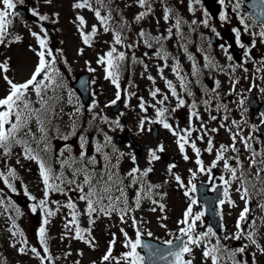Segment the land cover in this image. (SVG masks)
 Instances as JSON below:
<instances>
[{
  "label": "snow or ice",
  "instance_id": "snow-or-ice-1",
  "mask_svg": "<svg viewBox=\"0 0 264 264\" xmlns=\"http://www.w3.org/2000/svg\"><path fill=\"white\" fill-rule=\"evenodd\" d=\"M2 2L3 8L0 10V45L12 42H18L21 37L16 36L11 38V33L9 31L12 25V19L10 17L16 15L14 10L16 9V3L14 0H0ZM23 2V0H19ZM45 3H51V0H44ZM231 3V0H228ZM138 7L146 9V11L140 12L135 16L137 22L143 20L151 10L150 0H135ZM201 0H191L189 5V10L194 11L193 5L200 4ZM221 5L226 3V0H219ZM260 6V11L257 16L261 18L260 20V30L258 32H252L253 42L250 46L245 45L241 42V30L239 28L233 29L236 42L239 47L244 51L245 57L249 60L251 57V48L255 47V38L259 37L261 43H264V0H258ZM232 11L238 12L241 8V0H235V3L231 5ZM74 9H87L93 13L96 24H93L90 30L88 29V22L83 15L77 14L74 23L77 25V31L80 34L82 43L88 47L92 46V42L95 36L102 29L104 33L112 32L113 38L111 41H106L109 44V49L104 54L99 55L97 58V64L104 68L106 80H109L116 89L115 99L110 101L109 105H116L117 102L121 100V73L124 68V62L127 59L126 53L124 51H119L117 46L121 48H126L131 50L139 43H143L146 47L152 48L154 45H158L155 57L164 62L163 67L157 66V72L162 80H164L165 86L168 90L167 93L161 91L160 88L149 89V96L154 103H148L143 97L139 98L138 107L142 113H145L141 117L139 122L140 131L144 130L145 122L151 124L161 125L164 129L168 130L174 137H176V144L179 152L185 161L189 160V156L186 153V145L192 149L195 153V164L196 170L189 169L191 180L185 184L184 180L177 173L173 172V169L177 165L169 164L167 166V173L171 175L176 183L184 188V196L188 199V205L185 208L182 218L177 221L179 225L178 231L179 235L176 237L177 243H173L172 240H166L164 243L168 246L167 255L163 254V251L159 248H154L150 244H145L142 237L145 235L141 228L138 226L140 223L137 218L132 214L139 210L143 200H150L155 206L150 210L155 212L157 208L161 212L165 210V205L160 203L156 198H154V191L160 187L159 184L153 185L147 182L146 178L150 173L153 172V162L161 159L158 153L164 152L163 145H158L156 149H149L148 154V167L146 169H140L136 165L135 154L131 155V162L134 165L125 176L119 174V165L121 158L125 153L121 152L112 143V137L104 134V142H96L94 144V152L102 156L103 164L99 171L96 170V165L100 163L96 159L95 155L89 156L85 145L87 144L86 138L81 135L79 137L80 141V155L79 157H73L71 155V147L65 146V150L61 151L57 155V162L60 165V171L57 172L51 163V147H50V137H49V124L51 118L55 115L54 105L58 101V90L64 89L66 87L63 78L56 67L57 56L53 53V50L48 45V32L42 25L40 32H31L30 34L34 37L37 42L38 50L35 51L38 57V62L31 73L30 77L26 79L23 83H15L7 75L9 71V65L7 62H0V73H3V79L9 85L8 94L3 98H0V154L4 157H10L13 154V148L15 146H20L22 149V155L25 160L34 161L39 170V175L41 177V182L44 186V199L38 201V203H33L31 206V211L35 213L37 208H40L45 216L42 219V226L38 229V240L39 244L43 249V255L36 247L29 248L28 241L24 238V234L20 231L15 223V220L9 216L8 218L12 220V227L9 229L13 237L19 236L21 239L14 242L12 247H16L17 243L21 245L18 251L21 254H25L27 251L33 253L41 262V264H53V257L50 254V250L47 243V233L46 225L49 223V218L53 217L60 211L61 208H66L68 210V216L66 217V222L64 224L65 236L71 233V238L76 240H81L89 247H95V241L92 237L91 226L95 224L96 218L100 215L111 217L113 213L119 216L122 223H127L126 217L131 220L132 227L135 231V238L129 236V234L121 228L120 231L124 237L123 247L126 249L125 252L121 253L119 256L113 255V249L116 244V237L113 234V238L109 241L108 249L101 258L102 264H146V258L141 254L139 249H148L150 256H160L164 260H168L171 257L170 264H193L192 259H186V256H191L194 248H201V253L203 260L205 262L210 261L211 264H247V260L244 259V254L249 247L248 244L236 248H228V246L222 241L224 240H236L240 241L246 239L250 241L251 245H254L261 254H264V247H261L257 241V228L256 221L249 219V213L251 211L250 205L252 200L257 196L264 197V147H256L253 144L259 145L261 143V137L253 136L249 134L244 136L241 130L240 122L233 120L231 123L236 129L233 131L232 128H227L230 134V139L232 141L229 145L221 144L219 148H216L215 158L209 166H205L204 161L201 157V149L197 147L196 140L204 141L205 137L207 139V147L205 151L209 154L213 153L215 145L213 144V139L209 135V132H218V129L213 128L211 130L207 129L205 123L200 117L199 110L197 108V103L195 100L189 105V123L188 127L179 129L178 125L176 127L169 123L170 112L168 104L170 103V96L175 99L176 107L172 108L171 111L175 112L179 108L186 105V101L178 93L176 85L172 80L167 79L164 76V68L168 67L169 54L164 49L163 42L170 39L173 35V29L177 33H180L182 23H186L181 18L176 17L175 22L166 30V35L161 34L160 36L153 37L146 33L144 30H140L138 36L140 39L136 44H127L124 37V29L126 26V21H121L114 25L113 13L109 6L108 0H76L73 5ZM102 12L104 14H102ZM31 15L36 17L39 21H48L49 17L47 15H41L35 9L31 11ZM58 16V14H57ZM175 16L174 13L167 7H165L163 19L168 22L171 17ZM207 16V13H205ZM247 19L251 17H240V24L243 25L244 32L249 31V24L246 23ZM221 21L227 20V15L220 16ZM205 27H208V19L200 21ZM192 24H197V21H192ZM191 27V26H190ZM216 33L215 28L212 29ZM181 39H183V33H180ZM219 36V33H216ZM183 50L187 53L186 44H182ZM223 47V46H222ZM203 51V49H201ZM225 55L229 61H233V57L228 54V48L224 47ZM62 53V50H61ZM79 54H83V49L79 50ZM147 55V54H146ZM135 61V56L132 57ZM188 59L192 61L191 75L197 78L199 82L200 69L195 63V59L191 54H188ZM205 67L206 68H216L223 71V68L216 64L214 60L208 55L204 56ZM143 63V61H139ZM246 62V61H245ZM66 63V61H65ZM259 66L256 67V72L260 73L264 71V60L259 62L253 61ZM244 62L239 64L232 63L228 67L230 69V74L234 73L236 68H242L244 72H248L249 69L244 67ZM147 65H144L147 71ZM89 71H95V69L89 68ZM171 71L175 75L176 79L179 81L180 89L183 90L187 96H193V92L189 89L188 84L190 83L186 79V75H182V69L179 60H175L171 66ZM231 78V76H230ZM264 78V77H262ZM149 81L155 85L156 80L153 76L149 75L147 77ZM85 84L87 82H84ZM215 87L211 90L212 93L216 92L219 88L220 82L217 80L214 82ZM232 87L229 95L235 92L236 84L239 80H232ZM256 85L253 83L251 88H255ZM31 90V91H30ZM251 90V89H250ZM126 94V100L134 96L135 93H128L127 90H123ZM207 92V90H205ZM264 91V89H261ZM49 92L52 95H49ZM34 94L35 102L31 99ZM69 103L72 102V93L69 92ZM236 95H240L237 93ZM157 97H160L159 99ZM205 110L210 111V101L204 100ZM245 100L241 98L239 100L238 107L242 110L241 115L246 111L244 108ZM35 105H38L35 106ZM96 105L93 104L92 107ZM127 106V104L125 105ZM149 108L154 110V117L149 119L147 117V112ZM223 109L227 112V106L222 103H217L216 110L220 111ZM81 109L76 107L75 112L70 114L72 116L78 115ZM99 114L93 115L92 119H97ZM101 121L105 124H109L110 127L121 128L119 119L109 121L107 117L99 116ZM210 119L216 120V116H211ZM228 116L224 115L223 120L227 121ZM194 121H199L200 126L197 127ZM246 122V121H245ZM33 123L35 124V131H33ZM264 124V119L261 121ZM220 127H225L221 124ZM114 130V129H113ZM264 129L252 125L251 133L262 132ZM57 132L59 130L57 129ZM197 133L195 139H192L193 133ZM76 133V122L73 120L71 125L70 135H75ZM67 140L69 136L65 135L61 137ZM237 142L243 145V148L248 152V167L256 169L255 173L249 172L245 169L243 161L240 159L241 152L237 148ZM111 148V154H115V163L112 161V155L105 152V148ZM65 152L68 153L65 156ZM233 153L232 156H227V153ZM233 161L234 163H230ZM223 162V172L218 179L221 181L220 187L222 188V199L219 201V207L221 209L225 203L231 207H235V201L231 198V190L233 183L237 184L236 192L239 194L240 199L244 201V207L241 210L237 221H236V231L231 236L218 235L214 229L209 226L203 232L197 230L198 222L200 225L204 224V217L206 215L205 210L194 211V207L198 204L197 199H195L191 194L197 191V186L193 182L197 174H204L210 177V181L213 179V169L217 168L220 163ZM19 163V160H17ZM65 169L70 170L71 178L65 174ZM82 177V179H81ZM18 179L16 170L14 168L8 167L6 171H0V180L3 184L12 192H16V187L13 181ZM129 179L127 185L124 184V180ZM136 188V193L133 197L132 203H129L126 188ZM25 193L27 189L25 188ZM213 188V191H216ZM70 192H76L78 194L77 198L79 201L85 204V209L83 213L77 208V204L73 198L69 195ZM50 193H59L66 197L65 203L61 204L59 201H53L56 205L55 210L48 207V197ZM28 198L32 201H36L35 196L29 194ZM160 199H163V194H161ZM5 205V198L0 195V206ZM13 210L16 215L19 216L20 210L12 205ZM258 207L264 210V203H259ZM8 211V207H4V212ZM3 214V213H0ZM85 215L88 218V228H82L80 226V216ZM162 220H166L167 216H162ZM247 225V227H245ZM161 227H167L165 224H161ZM149 237L152 233L149 231L147 233ZM63 238V237H62ZM214 241V242H213ZM253 264H255V254L253 253ZM240 259H237V257Z\"/></svg>",
  "mask_w": 264,
  "mask_h": 264
},
{
  "label": "rangeland",
  "instance_id": "rangeland-1",
  "mask_svg": "<svg viewBox=\"0 0 264 264\" xmlns=\"http://www.w3.org/2000/svg\"><path fill=\"white\" fill-rule=\"evenodd\" d=\"M14 2L16 3V6L25 5L29 8L30 12L35 9L39 14L47 15L49 17V20L46 22H48L51 29H56L57 40L55 44L50 31H47L48 45L51 49L54 45L58 52L55 53L57 56L56 67L59 69L64 82L70 84V82L75 81L77 76L81 73H88L90 75L92 99L89 106V115L93 117V115L99 114V116L107 117L109 121L119 119L120 124L122 125V129L114 128V126L110 127L109 124L103 123L98 116L96 120L99 124V134L94 140L85 137L87 140L85 148L88 155H95L96 159L100 161V163L96 165L97 171L100 170L101 165L104 162L102 156L94 152V144L97 141L103 144L105 133L112 137L113 145H115V147L121 152L125 153L120 160L118 170L121 176H125V174L134 166L131 162L130 154H135L136 165L143 170L149 166L147 163L149 149H156L158 145H163L164 152L158 153V155L161 156V159L153 162L152 167L154 170L149 174L146 180L153 185H160V187L154 191V198L165 205V210L161 212L159 208H157L155 212L151 211L150 209L155 206L150 200L145 199L142 201L139 210L132 214L140 222L138 226L144 232V236L149 237L147 233L150 231L152 233L151 237L156 240H173L176 238L179 235V225L177 224V221L182 218L183 212L189 201L184 196L185 189H178L174 178L167 173V166L173 163L177 165V167L173 169V172L179 174L183 180L186 179V176L189 177L187 171L189 172V169L196 170L197 166L196 164H186V161L183 159L182 154L177 147L176 137L161 125H158L159 136L156 141L153 139L151 123L146 121L143 131H140L138 127L141 117L145 115V113H142L138 107L139 98L143 97L148 103H154L149 96V89L156 87L160 88L164 93L168 92L164 80L160 78L157 72V66L159 65L163 67L164 64L162 60L156 58L154 55L159 46L154 45L152 48H148L143 43H139L131 50L117 46L119 51H124L126 53L127 59L124 62V68L120 79L122 93L121 100L117 102L121 104L120 111L118 114H113L111 109L115 105H107H109L110 101L115 99L116 89L109 80L104 78V68L97 64L98 56L104 54L109 49V44L106 43V41L112 40V32L104 33L101 29L95 36L92 46L88 47L82 43L80 34L77 31V25L74 21L76 20L77 14L83 15L88 22V29H86V31L90 30L91 26L97 22L94 19L93 13L87 9L80 10L73 8L76 0H51V3L39 2L38 0H23L22 3L19 2V0H14ZM150 2L151 10L149 14L143 20L137 22L135 16L140 12L146 11V9L138 7L135 0L108 1L111 10L116 12L117 24L121 21H126L124 36L127 44H136L140 39L138 36L140 30H144L153 37L160 36L161 34L166 35V30L172 26V22L170 21L172 17L168 22H165L163 15L165 7L170 9V4L173 5L175 9L174 17H179L186 22L182 23L180 29V33H183V39H181L180 33H177L175 29H173L172 37L163 42L164 49L169 54L168 67L164 68V76L173 81L177 87L178 93L186 101L184 107L172 112L171 109L176 107V101L169 93L170 103L167 106L169 108L170 117L168 122L173 124L174 127L178 125L179 129H183L188 127L189 123L190 100L187 94L180 89L179 81L171 71V66L175 60H179L182 69L181 74L186 75L187 79L188 70H191L192 67V61L188 59V54H191L194 57L197 66H204V55L201 49H203L204 44L210 45L209 37L208 34L201 32L198 22L196 28L202 36H200V34L192 27V21H196V17H194L193 20H191V17L192 15L198 14V11L196 4L193 5L194 11L188 12L191 0H150ZM2 8L3 5L2 2H0V10H2ZM10 18L12 19V25L9 29L11 38L14 39V37L19 36L21 39L18 42H6L5 44L0 45V62L8 63L9 71L7 75L13 80V82L23 83L30 77L38 62V57L36 56L35 51H33V49L38 50V45L30 33L33 31L40 32L41 24H34L26 20H20L15 16ZM199 37L203 38V41H205L204 44L197 40ZM196 42L199 44H196ZM182 44H186L188 50L187 53H185L183 47H181ZM80 49H83L82 55L79 54ZM133 56L136 58L135 61L132 59ZM141 60L143 63L139 62ZM145 64L148 66L147 71L144 68ZM89 68L95 69V71H89ZM3 75V73H0V98L6 96L9 90V85L3 79ZM149 75L155 78V85L147 79ZM65 88L58 90L59 99L54 105L55 115L51 118V122L48 126V134L51 142L59 145V147H57V152L54 153V155L57 156L59 152L64 151L65 146L67 145L71 147V155L73 157H79L81 151L79 138L76 137V135H70L71 125L74 120L73 116L70 118V114L75 112L78 103L74 101L73 98L71 103L68 102L69 95L65 93ZM125 89L128 93H135V95L126 100V94L123 91ZM192 91L194 95L200 97L203 101L205 100V91L200 82H198V87L194 88ZM49 95H52V93L49 92ZM157 98L159 99L160 97ZM31 99L35 102L36 98L34 94L31 96ZM93 104L96 106L92 107ZM126 104L127 106H125ZM35 106L38 107V105ZM199 114L207 129H218V132H212V134L209 132V135L213 139V144L215 145L213 153L201 155L200 157L204 159V164L207 167L215 158L216 148H219L216 140H219V135L222 134V129L220 127L222 119L217 113L206 111L205 108H200ZM146 115L149 119L153 118L154 110L149 108ZM210 115L216 116L217 119H210ZM194 123L197 127L200 126L199 121H194ZM32 127L33 131H35L34 123ZM57 129L59 132H57ZM127 130L133 132L135 139L140 144L141 152L139 154L135 152L129 143L119 144L116 142V137L123 135ZM51 133H55L54 138H51ZM65 135L69 136L67 140L61 138ZM196 136L197 133L194 132L192 139H195ZM207 139L208 137H205L204 141L196 140V142L204 145V143H207ZM186 147L188 148L187 145ZM190 149L191 148H189L188 151ZM104 151L111 154L110 147L105 148ZM13 153L14 154L10 157H4L0 154V171H6L8 167H11L16 170L18 176V179L13 181L14 186L16 187V192L9 190L3 184V181L0 180V195L5 198V205L0 206V213H3L0 214V264H41L40 260L30 251L21 254L18 251V248L21 247L19 243H17L16 247H12V244L21 239V237H13L9 231L12 227L9 225V220H7L9 216L18 221L20 230L23 232L24 238L28 241L29 248L36 247L41 251L42 255L44 254L38 240V229L42 226V219L45 214L40 208H37L35 213L31 211L33 203H38L39 200L44 199V186L41 182L37 166H34L32 173L31 171H27L30 169L29 164L31 161L23 158L21 147L15 146L13 148ZM191 154L194 155V152L190 151L188 153V155ZM67 155L68 153L65 152V156ZM111 155L112 161L115 163L116 156L115 154ZM17 160H19V163H17ZM24 167L27 174L23 172ZM56 171L58 172L59 168H57ZM65 174L68 178H71L70 170L65 171ZM27 175L30 176L29 179ZM197 176H199V178L194 180L195 184L201 181L210 182V177L207 175L198 173ZM218 177L219 170L217 166V168L213 169V179L211 180L215 185L221 184ZM128 181L129 179H125L124 184L127 185ZM25 188L27 189V193H25ZM136 190L137 189L134 187L126 188L130 204L132 203ZM13 193L25 196L28 203L24 206L17 205L11 198ZM29 194L35 196L36 201L30 200L28 198ZM161 194H163V199H160ZM69 195L77 204V208L80 212L83 213L85 204L78 200V194L76 192H70ZM53 201H59L63 204L66 201V197L59 193H50L48 197V207L55 210L56 205L53 204ZM12 205L19 208L21 213L19 216L16 215ZM5 206L8 207L7 212H4ZM67 216L68 210L66 208H61L55 216L49 218V223L45 226L48 238L47 243L50 254L53 257V264H102L101 258L107 251L109 241L113 238V234H115L116 237V244L113 249L114 256H118L116 253L120 249H125L123 247L124 237L120 231L121 228H123L130 237L133 239L135 238V231L132 227L131 221L129 223L127 217V223H122L119 222L120 219H118L114 213L110 218L100 215L96 218L95 224L91 226L92 237L95 241V247L92 248L81 240L72 239L71 233L67 236L64 235V224ZM162 216H167V219L162 220ZM79 219L82 228L89 227L87 216L81 215ZM111 223H117V226L118 224H121L123 227H116ZM161 224H165L167 227H161ZM101 225L103 228H98ZM139 251L142 254L141 249H139ZM197 255L200 258L202 256L201 252H197Z\"/></svg>",
  "mask_w": 264,
  "mask_h": 264
},
{
  "label": "flooded vegetation",
  "instance_id": "flooded-vegetation-1",
  "mask_svg": "<svg viewBox=\"0 0 264 264\" xmlns=\"http://www.w3.org/2000/svg\"><path fill=\"white\" fill-rule=\"evenodd\" d=\"M245 1L246 0H241V8L238 12H234L232 11L231 5L235 3V0H231V3L226 0L224 5H221L219 0H201V3L197 4L198 14L192 15L191 20L196 17V21L198 22L201 32L208 34L210 37L211 35L213 36L217 45H206L204 47V56L208 55L216 62V64L223 68V71H221L216 68H206L203 66L204 85L202 87L204 91L205 88L207 90V92L205 91V99L207 98V100L210 101L211 111L217 113V115H219L222 119V124L225 125V127H221L222 134L219 135V146L221 144L229 145L232 143L227 128H232L233 131H235L236 129L231 122L236 120L240 122L241 130L244 136L252 134L254 137H261V143L259 145L255 144V140L253 141L254 146L259 148L264 147V131L251 133V126L256 125L264 129V124L261 123L262 119H264V91H261V89H264V78H262L264 77V71L257 73L256 67L259 65L257 63H253V61L259 62L264 60V43H261L259 37L255 38V47L251 48L252 59L249 60L244 55L245 50H242L236 42L233 29L239 28L241 30L240 40L248 46L251 45L254 39L251 33L258 32L260 30V24L255 22L252 17L244 10ZM205 13H207V16H205ZM225 14L227 15V20L221 21L220 16ZM241 16L251 17V19L246 20V23L249 24V31L247 33L244 32L243 25H241L239 22ZM205 18L208 19V27H205L202 23H200V21L204 20ZM193 26L196 28V24ZM213 28H215L216 33H219V36H217L216 33L212 31ZM224 47L228 48V54L233 57V61H229L227 59V56L224 52ZM241 62H244L243 66L248 68L249 71L244 72L242 68L238 67L234 73L230 74L228 65L232 63L239 64ZM237 79L239 80V83L236 84L235 92L229 95L232 87L231 82L232 80ZM217 80L220 82L219 88L216 89L215 93H212L211 90L215 87L214 82ZM253 83L256 85L255 88H251ZM237 93L240 95H236ZM241 98L245 100L244 108L246 111L243 113V116L241 115L242 110L238 107L239 100ZM218 102L227 106V112H224L223 109L220 111L216 110V105ZM224 115L228 116L227 121L223 120ZM236 146L240 149V159L243 161L245 169L249 172L255 173L256 169L248 167V152L244 150L241 143L237 142ZM226 155L232 156L234 154L229 152ZM230 163L234 162L230 161ZM220 165L222 174H224L223 162H221ZM236 187L237 184H235V189ZM231 198L232 200L236 198V201L234 200L236 206L231 207L227 203L223 205L221 217V237L231 236L236 231V221L244 207V201L240 199V196L236 190H234L232 193ZM259 203H264V197L257 195L251 202L249 219H254L256 221L258 233L256 239L261 247H264V210H261L258 207ZM245 227H247V225H245ZM222 243L226 244L228 248H236L244 244H248L249 247L244 254V259L247 260V264H253V253L255 254V264H264V254H261L254 245H251L250 241L246 239H242L240 241L229 239L222 241ZM194 250L198 252L201 251V248H196ZM237 259H240V257L238 256ZM205 264H211V262L207 261Z\"/></svg>",
  "mask_w": 264,
  "mask_h": 264
},
{
  "label": "water",
  "instance_id": "water-1",
  "mask_svg": "<svg viewBox=\"0 0 264 264\" xmlns=\"http://www.w3.org/2000/svg\"><path fill=\"white\" fill-rule=\"evenodd\" d=\"M247 3V10L255 17V19H257L258 21L261 20L260 17L257 16V13L260 11V6L258 4V0H247L246 1ZM24 17L28 18V19H32V20H35V18L31 17L26 9H23V8H18L17 9ZM89 75L87 74H82L78 77V80L76 83L73 84V87L78 91V93L80 94L83 102L85 105H88L89 103V100H90V92H89ZM84 82H87L86 84ZM119 107V105H118ZM117 107V108H118ZM127 136H130L129 134ZM124 139V138H123ZM122 140V139H120ZM131 140V138H130ZM198 190H201V186H198ZM200 195H201V198H203V195L202 193L200 192ZM204 200V199H203ZM204 205H205V211H206V214H207V211H208V204L206 203V201H204ZM219 223L217 222V224H214L215 227H218ZM143 242L145 244H150L152 245L154 248H159L163 251V254L164 255H167V251H168V246H165V245H161V244H158L157 242L155 241H151L149 239H146V238H143ZM178 241L176 240L175 242H173L174 244L177 243ZM144 252H145V255H146V259H147V262L148 264H170V261H171V257H169L168 260H164L162 258H160V256H150L149 255V251L148 249L144 248L143 249Z\"/></svg>",
  "mask_w": 264,
  "mask_h": 264
},
{
  "label": "trees",
  "instance_id": "trees-1",
  "mask_svg": "<svg viewBox=\"0 0 264 264\" xmlns=\"http://www.w3.org/2000/svg\"><path fill=\"white\" fill-rule=\"evenodd\" d=\"M112 13H113V17H116V13H115V11H113ZM86 127H87V125H83V126L81 127V130H86Z\"/></svg>",
  "mask_w": 264,
  "mask_h": 264
}]
</instances>
